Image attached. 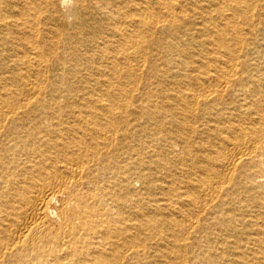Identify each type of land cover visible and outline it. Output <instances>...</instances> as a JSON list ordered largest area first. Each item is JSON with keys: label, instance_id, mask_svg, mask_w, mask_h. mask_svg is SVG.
Segmentation results:
<instances>
[{"label": "bare ground", "instance_id": "bare-ground-1", "mask_svg": "<svg viewBox=\"0 0 264 264\" xmlns=\"http://www.w3.org/2000/svg\"><path fill=\"white\" fill-rule=\"evenodd\" d=\"M0 264H264V0H0Z\"/></svg>", "mask_w": 264, "mask_h": 264}]
</instances>
